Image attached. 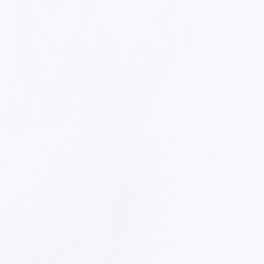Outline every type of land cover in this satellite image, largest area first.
<instances>
[{
  "label": "snow or ice",
  "instance_id": "6c2138e0",
  "mask_svg": "<svg viewBox=\"0 0 264 264\" xmlns=\"http://www.w3.org/2000/svg\"><path fill=\"white\" fill-rule=\"evenodd\" d=\"M0 264H264V0H0Z\"/></svg>",
  "mask_w": 264,
  "mask_h": 264
}]
</instances>
